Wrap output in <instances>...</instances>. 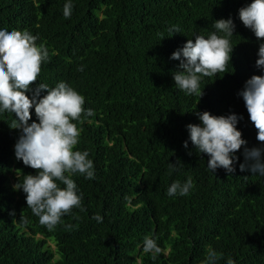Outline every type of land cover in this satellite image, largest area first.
<instances>
[{
    "label": "trees",
    "instance_id": "trees-1",
    "mask_svg": "<svg viewBox=\"0 0 264 264\" xmlns=\"http://www.w3.org/2000/svg\"><path fill=\"white\" fill-rule=\"evenodd\" d=\"M72 2L65 19V0H0V27L28 30L49 49L31 87L67 82L94 110L74 123L81 132L77 148L89 152L96 173L94 180L73 177L83 210L73 209L48 230L22 190L13 189L36 170L14 156L15 115L0 114V264H202L208 246L223 254L219 264L229 257L235 264H264V177L240 171L244 146L230 176L222 168L208 171L207 155L190 140L183 147L186 125L199 123L196 107L242 115L237 127L246 146L264 148L237 94L251 75L261 74L255 67L260 41L238 18L250 0ZM229 17L236 27L227 72L205 77L199 100L186 96L174 85L179 61L171 53L195 35L207 36L214 20ZM173 25L181 33L168 36ZM169 163H177L179 172L169 176ZM189 176V196L166 195L173 181ZM95 214L102 223L92 219ZM145 235L155 236L162 249L155 259L142 251Z\"/></svg>",
    "mask_w": 264,
    "mask_h": 264
},
{
    "label": "clouds",
    "instance_id": "clouds-1",
    "mask_svg": "<svg viewBox=\"0 0 264 264\" xmlns=\"http://www.w3.org/2000/svg\"><path fill=\"white\" fill-rule=\"evenodd\" d=\"M73 7L72 0H65V19L71 17ZM238 18L260 41L255 67L261 74L251 75L237 94L243 99L249 119L257 130V140L264 142V40L260 39L264 38V0H250L238 9ZM235 27L231 17L216 19L214 30L207 36L195 35L194 39H188L171 53L170 59L179 61L177 69L172 72L176 89L199 100L204 94L201 81L227 72ZM168 32V36H172L181 33V29L173 25ZM37 40L38 37L28 30L0 27V114L15 115L10 127L19 133L14 143V156L36 170L35 174L24 175L22 182L17 181L13 189L22 190L27 207L39 223L51 231L62 223L64 216L72 214L73 209L83 210L82 193L73 177L96 178L89 152L77 148L81 132L74 123L82 116L92 117L95 113L84 107V96L67 82L60 81L55 86L40 82L35 88L31 87L40 75L41 65L49 60V49L43 43L37 44ZM77 70L83 71L84 68L80 66ZM30 109L34 110L35 120L31 118ZM192 112L199 123L186 125L188 139L183 142V147L187 149L190 140L198 154H206L208 171L214 175L222 168L230 176L236 170V152L244 146L240 171L247 169L264 177V161L261 159L264 148L246 146L247 141L237 127L242 115L234 112L214 115L196 107ZM188 154L191 155V151ZM177 172V163H169L168 175ZM193 188L191 176L184 181L176 179L167 187L166 195L170 198L187 197ZM92 219L103 222L100 214H95ZM141 247L143 253L153 259L162 251L155 236L145 235ZM222 259V253L208 246L202 264H219ZM226 264H235V261L229 257Z\"/></svg>",
    "mask_w": 264,
    "mask_h": 264
},
{
    "label": "rangeland",
    "instance_id": "rangeland-1",
    "mask_svg": "<svg viewBox=\"0 0 264 264\" xmlns=\"http://www.w3.org/2000/svg\"><path fill=\"white\" fill-rule=\"evenodd\" d=\"M48 244L51 246V248H52V249H54V248H55V245H54V243H53V242H48Z\"/></svg>",
    "mask_w": 264,
    "mask_h": 264
}]
</instances>
